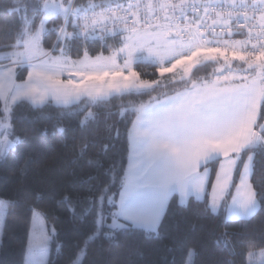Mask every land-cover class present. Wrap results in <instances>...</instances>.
<instances>
[{"label":"snow or ice","instance_id":"1","mask_svg":"<svg viewBox=\"0 0 264 264\" xmlns=\"http://www.w3.org/2000/svg\"><path fill=\"white\" fill-rule=\"evenodd\" d=\"M29 136L61 150L34 184ZM10 160L0 220L30 224L17 264H50L65 214L67 264L264 257V0H0Z\"/></svg>","mask_w":264,"mask_h":264},{"label":"trees","instance_id":"2","mask_svg":"<svg viewBox=\"0 0 264 264\" xmlns=\"http://www.w3.org/2000/svg\"><path fill=\"white\" fill-rule=\"evenodd\" d=\"M88 51L91 55H96L101 48L98 45H89ZM76 53L73 52V55ZM107 54V53H105ZM140 71L151 73L150 68H141ZM127 102V101H125ZM120 103V101H116ZM18 115H30L26 110H21ZM25 152H30L33 156L34 163L32 171L29 173L26 182L34 184L43 177L52 176L61 166V150L58 145L53 142H43L40 139L28 137V143L24 149ZM16 166V162L10 160L8 163H0V199L15 197L21 187V182L18 176L13 175L12 169ZM50 226V225H49ZM187 231V226H184ZM5 232V243L0 247V264H17L21 258V245H26L27 234L30 230V224L23 220L17 214L8 215L3 222ZM58 235L51 241L49 258L50 264H67V245L72 236V225L65 214L62 222L58 224ZM192 244H201L199 229L196 232L189 233ZM243 251V250H241ZM259 252V250H256ZM119 255V250H117ZM124 259L123 256L120 257ZM179 259V257H177ZM139 259V257H137ZM236 264H249V257L237 255L235 257Z\"/></svg>","mask_w":264,"mask_h":264},{"label":"rangeland","instance_id":"3","mask_svg":"<svg viewBox=\"0 0 264 264\" xmlns=\"http://www.w3.org/2000/svg\"><path fill=\"white\" fill-rule=\"evenodd\" d=\"M3 222H4V219L0 220V227H3ZM50 246H51V241L49 244L48 255L46 257L47 260L49 258ZM262 260H264V257H262L259 252H256V254L253 257L249 258V264H261Z\"/></svg>","mask_w":264,"mask_h":264}]
</instances>
